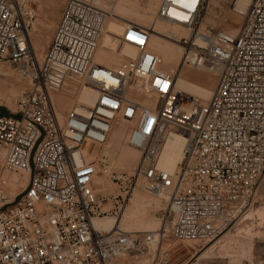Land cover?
<instances>
[{"label": "built area", "instance_id": "1", "mask_svg": "<svg viewBox=\"0 0 264 264\" xmlns=\"http://www.w3.org/2000/svg\"><path fill=\"white\" fill-rule=\"evenodd\" d=\"M96 1L112 0H65L37 60L28 1L0 0V70L12 66L28 84L4 107L19 118L0 116L2 166L28 175L22 188L0 177V264H170L177 242L218 238L256 199L264 175V0H227L233 12L246 3L235 34L204 22L209 0L158 1L156 18L188 32L177 40L185 63L191 55L219 66L202 108L173 91L174 75L147 49L148 28L124 26L118 38L137 55L120 68L94 63L110 17ZM73 81L94 90L95 101L73 105L59 120L51 94ZM119 121L128 125L126 144L140 153L129 173L96 152ZM173 136L185 142L170 173L157 163ZM98 174L119 192H96ZM138 186L168 193L155 228L93 226L96 217L118 219Z\"/></svg>", "mask_w": 264, "mask_h": 264}, {"label": "bare ground", "instance_id": "2", "mask_svg": "<svg viewBox=\"0 0 264 264\" xmlns=\"http://www.w3.org/2000/svg\"><path fill=\"white\" fill-rule=\"evenodd\" d=\"M245 5H246L245 1L240 2L237 5V10L239 12L243 13V11L245 9ZM154 6H155V2H153V0H150L147 4V7L144 9V10H146L147 16L149 15L152 17V15H154ZM102 9H104V8H102ZM239 12H233L234 13L233 16L236 15V16H240L242 18V14ZM171 15H173L174 17H177V18H182V19L186 18L185 15H183V14H181L175 10H171ZM136 20H137V18H136ZM138 21L140 23L141 19ZM53 23H54V21L51 18H46L45 20H39L37 22V25L34 26L33 33H30V31H29L28 40L30 39L29 43L31 44L30 46L32 47V49L34 51V53L33 52L32 53L37 60H41V58H42V56L46 50V47L49 44V41L51 39L52 32H53V27H55ZM169 23L174 24L172 22H169ZM106 24H107V22H106ZM134 24L137 25L138 22L134 23ZM108 26H110V25L107 24V27ZM105 28H106V26H105ZM236 28H235V30H230L229 33L235 34V32L237 30ZM181 29L186 30L185 28H183L182 26H180L176 23L174 24V26L155 24L150 29V32H149L150 34H149L148 43H147V49L148 48L152 49L158 53V54L156 53V55L157 56L159 55L158 57H160L159 58L160 59L159 69L163 72L173 73L175 70V68H174L175 66L172 68V65L175 62H177L175 60H177L176 58H177V56H179V53L181 52V49H182L177 44V38L180 37V35H181ZM119 32H120L119 27H117V26H115L113 29H110V28L107 29V32L105 34L106 35L105 46L103 48H99L100 45L102 44V41L104 40V39L102 40L103 37H100L99 42H98V46H97V48H99V49L95 50L94 55H93V61L95 64L106 66V67H109L112 69H117L114 67L119 66V65L123 66L126 63V62L124 63L125 58L130 59V58H133L135 56V53H137V48L134 45L126 43V42L123 43V45H121V46L118 45L117 35H119ZM186 35L188 36V32ZM188 62H189V65L185 66L184 65L185 64L184 57L181 56L179 66L177 64H175L176 66H178V69H177V73L175 72L173 74V75H175L174 79H173V86H172L173 91L176 92V94L181 98V100L191 101V100L195 99L198 102V99L194 98V97H198L202 100H205L206 102L204 105H201L198 102L199 106L202 108L207 104V101L209 100L210 95L214 89L213 86H215L214 84H216L215 83V81H216L215 76H217V74L214 75V73H217L219 71V66L213 64V62H211L209 60L208 61H202L201 60V61L197 62V60H195L194 57L191 55H189V57H188ZM9 77H11V73L9 71V68L5 65L0 70V100H2L6 104H9L11 102V99H12L11 104L13 106L14 101H15V96L7 94L8 92L6 91L7 86H8V78ZM16 79L19 80L18 78H16ZM69 84H71V82ZM27 85L28 84H26L25 89L27 88ZM88 88L90 90H92L90 87H88ZM89 89L88 90L84 89L80 92L78 90V93L76 92L77 93L75 95V100L77 101L76 104L78 103V104H82V105H86V106H91L94 103L96 93H94L95 92L94 90H92V91H94L92 93ZM74 91H75V89H74ZM72 93L73 92H72V88L70 85V86H67L66 88H64L58 92L51 94V99H52L53 104L55 106V110H57L56 112L60 113L62 111H65V110L67 111L68 109H70L69 106L71 105V102L74 100V98L71 95ZM73 94H75V93H73ZM139 100L141 102H143V100H144V102L147 101V100L143 99L142 97L139 98ZM1 103L2 102L0 101V106H5L3 103L1 105ZM124 126H125V124L123 122H120V121L118 123L116 122L112 125V128L108 134V138L106 140V146L104 149H102V151L104 150L102 152V154L107 155L106 157H108L109 159L112 160V163L115 167L133 170L136 167L137 163L139 162L140 153L137 149L132 148L126 144L125 137L127 134V128H126V126L125 127ZM184 142H185L184 138H181L178 136H173L171 139H169L167 141V143H166L167 145H166V147H165L163 153L161 154V157L157 163V167L161 170L166 171V172H170V173L173 172L177 168L178 162L180 161V159L182 157ZM96 152H98L100 155L101 151H100V149H96ZM0 156L2 158L1 152H0ZM103 157H105V156H103ZM24 175L26 176V179H28V175L26 173H24ZM101 180H103V179L98 178V175H96L94 177L93 185L95 184V187H94L95 189L97 186L98 190H101L104 192L105 191L104 188H106V186H107L105 184H107V183H104V181L102 182ZM136 191H137V189H136ZM133 192H132V194H133ZM141 192H145V191H141ZM132 194H131V196H132ZM141 194L143 195L144 193H141ZM152 194H156L157 197H159L161 200H164V202L167 201L168 197H169L168 193L164 192V191H154ZM135 195H133V197L131 198V201L134 200L135 198L136 199H135L133 205L131 206L129 212H127L126 214L124 212V210L127 206L126 205L124 210H123L124 214L122 212L121 216L118 219H115L111 216L96 217V218H93L91 220L93 226L97 229H100V230H110L116 225L121 227L120 221H121L122 216H124L125 220H128V223L131 225H137L138 223H140V220H145L146 219L145 208H146V206H148L145 203L147 200H145V198H143V197H138ZM143 196H145V195H143ZM130 197H129V200H130ZM151 198H152V196H151ZM257 214L261 218L264 219V209L258 211ZM141 226L142 225H140V227ZM123 229H125V228H123ZM152 229H149V230H152ZM125 230H129L132 232L149 231V230H138V229H125Z\"/></svg>", "mask_w": 264, "mask_h": 264}, {"label": "rangeland", "instance_id": "3", "mask_svg": "<svg viewBox=\"0 0 264 264\" xmlns=\"http://www.w3.org/2000/svg\"><path fill=\"white\" fill-rule=\"evenodd\" d=\"M27 1L33 10V18L31 19V24H30V29H29L30 33H33L34 26L37 25V22L39 20H45L46 18L53 19L54 21L53 24L55 26L60 10H61V7H62V4L64 3V0H27ZM149 1L150 0H112L110 2L96 1L97 5L100 8H104L110 15L107 21V24H109L110 26L107 27V24L105 25L106 28H105V31L103 32L104 34H102L101 36L103 37L102 40L104 39L103 40L104 42L102 41V44L100 45L99 48H103L105 46V41H106L105 34L107 32V29L109 28L113 29L115 26L119 27V31H120L119 35H121L120 33H122L124 26L133 25L134 23H137V22L138 24L136 26L145 27V28H148L149 30L155 24L174 26V24H170L169 22H165V21H162L156 18V9H157V4L159 0H153V2H155L154 15H152V17L149 15L147 16L146 10L144 9L147 7V4ZM209 1H210L209 7L204 14V22L206 24L212 25L215 28L222 29L227 32H230V30H235L236 27L238 28V26L242 22V18L236 15L233 16L234 13L231 10V8L228 6L227 0H220V2H217V0H209ZM140 19L141 21L139 23L138 20ZM186 34H187V30L181 29L180 37L181 36L186 37L187 36ZM119 35H117L118 45L121 46L125 42H122L118 38ZM29 40H28L29 48L31 52L34 53L32 47L30 46L31 44L29 43L30 42ZM177 44L180 46L178 41H177ZM99 48H97L96 50H98ZM148 50L152 51L155 54L157 53L152 49L148 48ZM136 55L137 53H135L134 57H136ZM181 56L184 57V55L182 54V49H181V52L179 53V56H177L176 58L177 60H175L177 62H175L172 65V68L175 66L174 67L175 70L172 74H174L175 72L177 73V69L180 64ZM127 60H129V58L128 59L125 58L124 63ZM175 64H177L178 66H176ZM184 65L185 66L189 65V62L185 63ZM6 66L9 68V71L11 73V77L8 78V86L6 89L8 93L7 92L6 93L9 95L15 96V99H16L21 94V91L25 89L26 83L22 81V79L20 78V76L14 70L12 66H8V65ZM121 66L120 65L115 66L114 68H120ZM217 73H214V75H216ZM15 77L18 78L19 80H17ZM216 79H217V76H215V80ZM70 85L72 88V92L75 93V94L73 93L71 94L72 97L74 98V100L71 102V105L69 106L71 108V106H73L77 102L75 100V95L78 93V90L80 92L84 89L88 90L89 88L85 85H81L79 87L77 82L68 84V86ZM90 91L92 93L94 92L92 90ZM194 98H197L198 102L201 105H204L206 102L205 100H202L198 97H194ZM0 101L5 105V106H2L3 108L4 107L11 108L12 99L9 104L4 103L2 100ZM56 111L57 110H55V112ZM67 111L65 110L60 113L56 112V115L58 116L59 119H61L63 118V116L65 115ZM124 124L127 128L128 125L126 123ZM105 146H106V143L104 144L102 149H104ZM102 149H100L101 151L100 155L105 156L104 158L110 161L111 165L113 166L112 167L113 170L118 171V172H127V173L132 171V169L115 167L112 163V160L106 157L107 155L102 154V152L104 151V150L102 151ZM0 177L5 178L11 185L17 184L21 188L25 186L27 183L26 182L27 179L24 174L17 173V172H7L4 170L2 166L1 156H0ZM98 178L103 179L101 181L102 182L104 181V183H107L105 184L107 186L106 188H104L105 190L104 192L101 190H98L96 186V189H97V190L95 189L96 192H99L103 195H112V194H117L119 192L117 185L113 181H111L108 178V176H106L105 174H98ZM94 187H95V184H94ZM136 189L138 192L145 191L141 193H144L143 195H145L146 197L143 196L140 192L138 193ZM136 189L134 190L132 196L130 197L129 202H127L128 204H126L127 206L124 212L126 214L127 212L130 211V208L136 199L135 198L134 200L131 201V198L133 197V195L136 194L135 196L143 197L145 198V200H147L145 203L146 205H148L145 208L146 219L140 220V223H138L139 225L138 224L131 225L128 223V220H125L124 216H122L121 221H120L121 227L125 229H138V230H149V229L155 228L159 222L158 215L166 207L167 201L164 202V200H161L159 197H157L156 194H152L144 190V188L140 186H138ZM263 209H264V175L257 185L255 201L251 205L247 206L246 209L236 218L231 229L225 231L221 236L209 242H177L171 252L170 264H185V263H192V264H264V219L261 218L257 214L258 211L263 210ZM140 225L142 226L140 227Z\"/></svg>", "mask_w": 264, "mask_h": 264}, {"label": "water", "instance_id": "4", "mask_svg": "<svg viewBox=\"0 0 264 264\" xmlns=\"http://www.w3.org/2000/svg\"><path fill=\"white\" fill-rule=\"evenodd\" d=\"M0 116H12L14 118H19V115L9 114L2 106H0Z\"/></svg>", "mask_w": 264, "mask_h": 264}]
</instances>
